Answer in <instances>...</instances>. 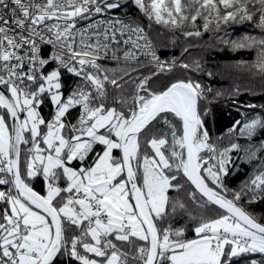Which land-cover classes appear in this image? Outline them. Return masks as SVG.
Instances as JSON below:
<instances>
[{
  "label": "snow or ice",
  "instance_id": "snow-or-ice-1",
  "mask_svg": "<svg viewBox=\"0 0 264 264\" xmlns=\"http://www.w3.org/2000/svg\"><path fill=\"white\" fill-rule=\"evenodd\" d=\"M205 32L264 92V0H0V264H264V105L158 51Z\"/></svg>",
  "mask_w": 264,
  "mask_h": 264
},
{
  "label": "trees",
  "instance_id": "trees-1",
  "mask_svg": "<svg viewBox=\"0 0 264 264\" xmlns=\"http://www.w3.org/2000/svg\"><path fill=\"white\" fill-rule=\"evenodd\" d=\"M252 30L253 25L249 22H245L244 24H234L230 26L229 30H227V35L231 40L243 35L244 32ZM152 34L156 36L155 29ZM212 35L213 34L211 32H205L201 38H183V40L188 44L194 45L183 54L181 52V44L171 43L168 39V34L157 37V40L160 44L158 51L161 58H171L172 56H177L183 59L191 60L195 57H200L204 62V71L200 73H193V76L196 79H200L205 84H211L213 89H223L225 93H227L237 84L245 89L231 97L227 95L222 96L219 100L213 102V117H209V120L210 123L214 120V134H217L225 131V129L228 128L235 119L240 118L241 108H243L246 112L261 111L260 105H264V92H261L259 89L260 80L258 77H253L251 74L240 69H229L223 67L225 65L233 64L235 61L240 59H252L255 54L254 50H233L226 45H217L214 40L209 42V37ZM101 62L108 63L109 61L102 60ZM208 69L213 70L214 75L212 77H208ZM249 87H251V91H247ZM250 102H254L256 107L253 109L244 107ZM43 111L47 113V107H45ZM245 142L244 138H240L241 144ZM249 171H251V167L247 164V162H242L241 170L234 174V179L230 181V185L236 186ZM36 186L39 187V181L36 182ZM252 209L257 213L264 211V201L254 202Z\"/></svg>",
  "mask_w": 264,
  "mask_h": 264
}]
</instances>
